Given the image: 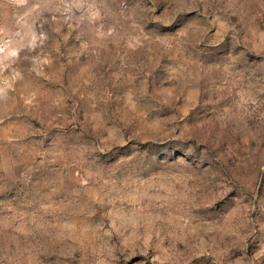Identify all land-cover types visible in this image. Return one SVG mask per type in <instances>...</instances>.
<instances>
[{
	"label": "rangeland",
	"instance_id": "1",
	"mask_svg": "<svg viewBox=\"0 0 264 264\" xmlns=\"http://www.w3.org/2000/svg\"><path fill=\"white\" fill-rule=\"evenodd\" d=\"M0 264H264V0H0Z\"/></svg>",
	"mask_w": 264,
	"mask_h": 264
}]
</instances>
